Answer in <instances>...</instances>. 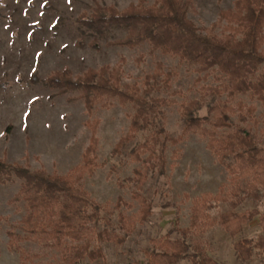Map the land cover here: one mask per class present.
<instances>
[{"label": "trees", "instance_id": "16d2710c", "mask_svg": "<svg viewBox=\"0 0 264 264\" xmlns=\"http://www.w3.org/2000/svg\"><path fill=\"white\" fill-rule=\"evenodd\" d=\"M192 1L138 0L124 9L96 1L89 14L84 13L77 19L94 34L90 45L97 50L100 49L98 38H105L112 30L119 29L125 31L124 36L109 40V46L133 49L147 44L152 53L176 57L180 63L205 77L217 73L219 84L206 88L218 97L208 102L202 95L181 103L182 132L173 136L165 127L163 108L178 102L159 95L172 88L174 76L173 71L165 69L163 62L157 61L154 70L146 74L141 83L123 82L125 58L114 66L89 67L81 74H74L67 66L53 71L45 84L60 93L77 92L76 98L84 101L89 114L98 105L110 107L113 99L122 106L133 105L129 129L117 142L113 154L122 152L141 133L149 131L145 140L129 152L130 159L140 163L141 167H136L133 176L125 179L133 186L131 196L139 208L131 214L119 212V226L124 235L97 229L103 213L112 214L113 208L120 209L123 205L134 207L122 197L117 199L114 207L109 201L102 204L81 184L85 175L93 176L104 166L98 162L97 119L87 122L92 136L82 163L68 173L32 171L0 159V183L15 178L21 180L19 191L10 201H24L26 211L11 226L8 235L11 249L21 252L25 264H30L28 261L32 256L23 249V241L60 249L65 264L104 258L101 247L93 248L97 239L124 243L128 234L152 215L153 205L144 193L151 174L164 175L170 145L182 143L190 135L207 140V149L224 166L230 183L228 187L221 186L216 194L205 192L193 199L190 225L182 229L183 237L153 238L151 241L156 249L147 251V264H176L185 258L191 264H220L207 254L201 240L195 238L189 243L186 239L216 226L236 236L257 215L263 233L256 238H240L233 247L243 261L252 259L256 249L264 252V211L261 213L254 208L218 215L211 212L221 203L235 207L264 192V147L255 133L233 121L234 115L244 123L254 119L256 108L242 100L237 102V107L232 104L238 96L249 95L260 101L264 108V0H235L232 8L221 10L217 23H226L221 36L204 33L189 18ZM79 44L84 45V42L79 41ZM223 94L227 95L225 100L221 98ZM205 107L207 111L203 114ZM177 155L175 150L173 156ZM112 173L113 170L109 175ZM119 185L124 186V183L120 181Z\"/></svg>", "mask_w": 264, "mask_h": 264}, {"label": "rangeland", "instance_id": "374dc122", "mask_svg": "<svg viewBox=\"0 0 264 264\" xmlns=\"http://www.w3.org/2000/svg\"><path fill=\"white\" fill-rule=\"evenodd\" d=\"M96 1L124 9L138 0H0V159L32 171L68 173L82 163L83 153L90 142L92 130L87 122L99 120L98 162L104 166L93 176L85 175L81 184L102 204L109 201L114 207L119 197L133 204V208L123 205L120 209L113 208L112 214L103 213L97 225L99 231L107 229L122 236L125 232L119 226V212L131 214L139 208L131 196L133 186L125 179L133 176L134 169L141 164L133 162L129 152L145 140L149 131L141 133L122 152L113 154L117 142L129 129L133 105L122 106L113 99L110 107L98 105L89 114L84 101L76 98L77 92L60 93L47 86L45 79L65 66L74 74H81L89 67L114 66L125 58L123 82L141 83L145 75L154 70L156 62L161 61L166 70L174 73L172 88L159 94L178 102L163 108L165 127L173 136L182 132L181 103L202 95L208 102L216 99L218 96L206 87L216 86L219 81L217 73L205 77L180 63L176 57L152 53L147 44L133 49L109 46V40L124 36L123 30L114 29L107 37L98 38L100 49L93 48L90 42L95 38L94 34L77 19L84 13L89 14ZM234 1L193 0L189 18L204 33L221 36L226 23H217L219 13L232 8ZM173 91L180 93L171 94ZM221 98L225 100L227 95L223 94ZM240 100L256 108L254 119L244 123L234 115L233 121L255 133L264 147V108L261 102L249 95H240L232 104L237 107ZM206 111L207 107L201 113ZM206 143L205 138L190 135L184 142L170 145L166 173L151 174L144 187V193L153 205L150 219L129 233L122 244L95 240L93 248L101 247L105 257L97 261L85 260L81 264H147V251L156 249L151 241L153 238L183 237L182 229L190 225L193 199L205 192L216 194L221 186L228 187L230 183L228 172L207 149ZM175 150L177 157L173 156ZM120 181L124 186L119 185ZM20 186L18 178L0 183V264H25L21 252L11 249L8 235L11 226L26 211L24 201H10ZM254 208L261 213L264 211V192L235 207L221 203L211 212L218 215ZM261 233L257 215L236 236L216 226L186 240L189 243L195 238L201 240L207 254L220 264H264V252L256 249L252 259L243 261L233 247L236 240L256 238ZM22 246L32 256L28 261L30 264H65L60 249L30 241H23ZM176 264L191 262L185 258Z\"/></svg>", "mask_w": 264, "mask_h": 264}]
</instances>
